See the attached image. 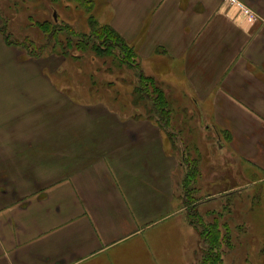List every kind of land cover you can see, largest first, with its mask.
<instances>
[{
    "label": "crops",
    "instance_id": "obj_1",
    "mask_svg": "<svg viewBox=\"0 0 264 264\" xmlns=\"http://www.w3.org/2000/svg\"><path fill=\"white\" fill-rule=\"evenodd\" d=\"M238 1L253 22L232 18L228 0H94L93 9L147 76L185 85L188 123L195 108L216 142L220 129L231 154L264 172V0ZM5 22L0 14V264H157L143 237L187 215L185 157L194 137L193 149L207 148L206 133L184 137L166 127L169 115L138 109L123 121L60 88L48 94L39 76L47 56L8 43ZM187 222L190 246L192 234L200 237Z\"/></svg>",
    "mask_w": 264,
    "mask_h": 264
},
{
    "label": "rangeland",
    "instance_id": "obj_2",
    "mask_svg": "<svg viewBox=\"0 0 264 264\" xmlns=\"http://www.w3.org/2000/svg\"><path fill=\"white\" fill-rule=\"evenodd\" d=\"M100 10L101 7L97 6L87 12L70 0H0V14L5 18L4 31H8L9 39L25 46L24 51L30 56L40 52L47 56L46 69L40 70L39 76L47 80L48 94L60 88L62 95L78 102L79 106L95 104L116 110L123 121H126L125 116H134L132 112L138 109L147 116L152 110L151 104L146 100L148 96L139 95L142 91L138 88V74L146 77L149 71L137 67L136 56L128 54L124 62L117 50L110 55L107 51L101 54L92 48L96 44L94 39L84 41L78 38L89 33V17L97 20ZM147 77L156 84L160 83L169 97V125H166L167 119L159 118L167 128H175L184 137L189 130L192 132L197 128L206 133L207 148L193 149L199 143L194 137L188 158L185 157V162L196 173H193L195 178L186 193L183 191L184 205L194 207V198L214 195L201 205L196 202V206L202 223H214L217 218L220 225L226 223L229 227L230 246L223 243L220 247L224 264H264V180L261 181L264 172L231 154L220 129L217 131L221 141L216 142L211 127L204 130L205 123L211 124L210 118H201L195 108L198 116L194 114L192 123H188L186 114L193 104L184 84L171 79L160 82L161 76ZM144 85L146 90L143 92L150 94V84ZM150 120L154 121L155 117ZM195 154L200 159L199 168L195 166ZM241 169L244 176L239 173ZM236 173L239 179L235 177ZM238 187L239 190L230 192ZM178 218H181L183 226L179 225ZM188 218L184 213L178 214L169 224L166 221L144 235L143 238L150 235L151 244L145 247L153 252L157 264H196L207 251V245L200 238L196 241L197 233L190 236V246L187 245L189 234L186 231L192 227L188 225ZM143 252L140 256L144 258L147 253Z\"/></svg>",
    "mask_w": 264,
    "mask_h": 264
},
{
    "label": "trees",
    "instance_id": "obj_3",
    "mask_svg": "<svg viewBox=\"0 0 264 264\" xmlns=\"http://www.w3.org/2000/svg\"><path fill=\"white\" fill-rule=\"evenodd\" d=\"M70 1H72L79 7L85 8L87 12L89 11L90 8L92 9L94 6L93 0H70ZM88 26L90 29L88 33L89 35L81 34L78 36V38H81V40L84 41L94 39L96 42L95 44L96 46L93 45L92 48L95 49L96 51L101 52V54L107 51L106 53L110 55L113 53V50H117L124 62L126 61L125 58H127L126 56L128 54L129 56L131 55L135 56L133 49L124 42V40L117 34L116 31L113 30V28L110 25L100 24L95 18H93V16H90ZM5 35L8 43H11V40H9V35L6 33ZM98 47H100L102 50H99ZM140 75L141 73L138 74V80H139L138 88H140V90L143 92V90H146L144 84L148 83L150 84L152 91H150V94L149 93L147 94L145 91L143 93L140 92L139 95L145 94L146 96H148L149 99L146 100L151 104V109H152L151 111L156 112L161 118H166V115L167 116L169 115L170 110H168L169 103L164 97L165 95L162 88L159 87L151 79V77H147V76L144 77V75L141 76ZM138 88L137 90H139ZM193 173L196 172L191 170L190 167H188L187 173L183 179V187L185 189L184 190L185 193H186V189H188L190 185L191 180L195 178ZM192 189L194 190V188ZM191 191L192 190H189V192ZM193 200H195V198ZM186 213L189 216L190 223L193 225V227L197 229L201 241H203L207 245L206 246L207 251L205 250L206 252L203 253L202 258L199 261H197L196 264H224L221 254L222 251L220 250V247L223 243L226 244V246H230L231 243V237H230L231 232L227 224L223 223L222 225H220V222L216 217L215 218L217 220L215 219L214 223H210V224H205L204 222L202 223L201 222L202 220L199 218V212L197 210V206L194 207L191 206L190 208H187ZM221 227H223L222 228L223 230H221ZM238 228H240V226H238Z\"/></svg>",
    "mask_w": 264,
    "mask_h": 264
},
{
    "label": "built area",
    "instance_id": "obj_4",
    "mask_svg": "<svg viewBox=\"0 0 264 264\" xmlns=\"http://www.w3.org/2000/svg\"><path fill=\"white\" fill-rule=\"evenodd\" d=\"M228 3L230 6V10L228 12H231L232 18L244 22H253L256 19V16L253 11L240 1L228 0Z\"/></svg>",
    "mask_w": 264,
    "mask_h": 264
}]
</instances>
